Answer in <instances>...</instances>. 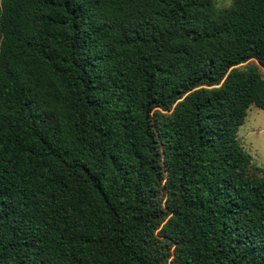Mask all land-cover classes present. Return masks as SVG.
Instances as JSON below:
<instances>
[{
	"label": "trees",
	"instance_id": "1",
	"mask_svg": "<svg viewBox=\"0 0 264 264\" xmlns=\"http://www.w3.org/2000/svg\"><path fill=\"white\" fill-rule=\"evenodd\" d=\"M264 0H1L0 264H264Z\"/></svg>",
	"mask_w": 264,
	"mask_h": 264
},
{
	"label": "rangeland",
	"instance_id": "2",
	"mask_svg": "<svg viewBox=\"0 0 264 264\" xmlns=\"http://www.w3.org/2000/svg\"><path fill=\"white\" fill-rule=\"evenodd\" d=\"M219 7L228 6L232 0H215ZM1 5V0H0ZM264 74V71H263ZM244 149L251 154L253 164L264 168V110L252 105L244 124L238 131Z\"/></svg>",
	"mask_w": 264,
	"mask_h": 264
}]
</instances>
